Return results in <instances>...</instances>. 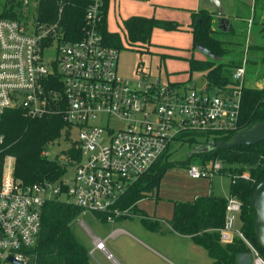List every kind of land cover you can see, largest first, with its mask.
I'll list each match as a JSON object with an SVG mask.
<instances>
[{
    "label": "built area",
    "instance_id": "2783aa9c",
    "mask_svg": "<svg viewBox=\"0 0 264 264\" xmlns=\"http://www.w3.org/2000/svg\"><path fill=\"white\" fill-rule=\"evenodd\" d=\"M19 1L24 9L30 7V0ZM102 8L103 0H90L84 34L77 42L64 41L57 26L39 24L35 18L6 19L0 10V115L14 109L31 118L60 114L69 130L77 129L80 154L77 161L62 160L74 171L70 185L62 179L25 185L14 177L15 159L5 158L0 264H29L28 251L37 244L42 208L48 201L64 196L65 202L83 211L132 217L118 211V203L183 134L231 133L238 127L244 65L235 69L233 85L217 90L121 76L120 51L106 46L100 33ZM51 51L56 55L47 63L45 54ZM222 169L218 162L207 168L192 165L186 174L191 180L210 181ZM240 211L241 203L229 198L225 225L218 230L220 243L241 240L251 264H264L239 229ZM96 251L119 264L103 241H94L90 255Z\"/></svg>",
    "mask_w": 264,
    "mask_h": 264
},
{
    "label": "trees",
    "instance_id": "16d2710c",
    "mask_svg": "<svg viewBox=\"0 0 264 264\" xmlns=\"http://www.w3.org/2000/svg\"><path fill=\"white\" fill-rule=\"evenodd\" d=\"M32 1V0H30ZM36 8L28 15L19 0H0L1 16L10 20L28 21L35 18L39 24L54 25L60 29L64 41L77 42L82 39L85 27V10L90 0H34ZM109 0H103L102 22L99 26L104 44L118 51L123 50L121 33L107 30ZM25 10V12H24ZM215 14L200 11L192 15V24L188 28L192 35V51L202 50L212 59L200 61L193 56L188 63L190 75L202 73L209 90L225 89L233 85V73L236 68L245 66V83L241 95V107L238 127L235 132L212 134H183L174 147L194 146L195 151L182 162H171V147L154 167L136 183L130 185L117 205V210H131L133 216L141 218L143 228L153 234L166 235L162 223L138 213L137 204L150 198L158 191L163 176L173 168L185 171L192 165L207 168L218 162L223 166L221 173L231 179L230 196L241 203L239 229L246 240L264 259V249L257 243L254 233L255 211L250 204L256 188L264 181V142L256 146L221 148L212 152L199 151L210 142L218 145L227 143L241 131L264 122V85L261 88L247 85L251 77V67L256 69L254 76L264 79V47H246L244 34L237 31L224 33L215 29ZM253 24L264 32V0H254ZM154 30L180 32L183 30L177 22L162 21L155 18L131 17L122 23V33L126 35L129 48H143L151 44ZM164 58V57H163ZM228 58V62H216ZM248 77V78H247ZM185 87L186 84H172ZM69 131L62 116L47 113L41 118H31L23 111L6 110L0 115V180L4 160L7 156L15 159L14 177L25 185L41 182H57L69 169L62 160L77 161L80 158L77 144L64 152L62 160H49L45 153L61 135ZM175 150H173L174 152ZM244 173L249 178H244ZM229 198L209 195L197 198L192 203L175 202L173 217L167 221L171 234L189 237L195 246L203 248L213 264H238L237 258L248 255L249 250L241 240L222 245L218 230L226 220V207ZM84 211L71 203L60 200L48 201L42 208V227L36 246L28 251L29 264H89L85 248L77 242L70 231V225ZM103 222L116 221L132 217H115L112 212L92 213Z\"/></svg>",
    "mask_w": 264,
    "mask_h": 264
},
{
    "label": "rangeland",
    "instance_id": "374dc122",
    "mask_svg": "<svg viewBox=\"0 0 264 264\" xmlns=\"http://www.w3.org/2000/svg\"><path fill=\"white\" fill-rule=\"evenodd\" d=\"M232 1L235 3V8L240 18V21L235 22L234 28L238 33L244 34L247 43L246 47H264V34H261L260 31L252 33L244 23L246 17L250 15L253 17V0ZM159 2L161 1L111 0L109 2L107 30L121 33L125 47L119 54V74L126 78L137 80L144 77L149 82L159 80L161 85L183 83L189 89L196 88L197 91H202L206 84L205 76L202 73L190 75L188 64L185 60L193 54L196 59L210 60L212 58L201 50L192 51V37L186 30L180 32L154 30L149 46L147 45L141 49L128 47L126 35L120 29L122 21L133 15L152 16L154 10L152 4ZM35 5L36 3L32 0L28 15L33 14ZM158 15L162 16L156 17L158 19L166 18V20H176L179 23H183L186 17V14H177L172 10L163 11L156 16ZM249 25L251 26L252 23ZM55 55V51L47 52L45 54L46 62L52 61ZM220 60L228 62V58L215 61L221 62ZM256 72V69L251 67L249 73L251 77L246 83L249 86L261 88L264 85V79H261V77L259 79L257 77L254 78ZM77 140V129H71L67 133L64 131L61 137L48 147L47 158L49 160L64 159V152L70 149V145H73ZM173 150L175 151L173 152ZM194 151V146L174 147L173 145L171 147L170 161L174 163L182 162ZM73 176L74 171L70 168L65 176L62 177V181L70 185ZM204 181L206 182L207 180L189 179L183 168L170 169L159 183L158 199L153 196V198L142 201L138 205V213H145L146 215L173 213L174 203L175 201H180L177 199L179 197L190 200L189 203H191L195 196L198 198L203 197L207 192L209 195L223 196L225 198L230 196L231 179L229 175L216 174L210 179L211 182L206 185L205 189L197 186L196 183ZM154 195H156V192ZM59 200L65 202L67 198L63 196ZM125 212L133 215L131 210ZM158 215V218H163ZM165 223L162 226L163 230L167 232L168 229ZM114 230L125 233H121L114 239L108 238ZM70 231L77 242L85 248L89 264H112L99 251L95 252L94 257L90 255L94 247V241L106 240L107 238L106 249L116 261L122 264H213L207 252L203 248L195 246L190 238L170 236L168 234L160 236L150 233L143 228L141 218L138 215L123 220L103 222L96 219L91 212L84 211L72 222ZM241 261L251 264L252 258L244 255L238 256L237 263L240 264Z\"/></svg>",
    "mask_w": 264,
    "mask_h": 264
},
{
    "label": "crops",
    "instance_id": "0c3cea01",
    "mask_svg": "<svg viewBox=\"0 0 264 264\" xmlns=\"http://www.w3.org/2000/svg\"><path fill=\"white\" fill-rule=\"evenodd\" d=\"M128 1V0H127ZM147 2H149V0H146ZM159 1H161V2H159V3H155V4H152V6L154 7V10H153V14H152V16H148V15H145V16H140V15H133V16H131V17H142V18H148V19H151V18H155V19H158V18H156V17H162L161 15H158V16H156L158 13H162L163 11L164 12H168V10H172V11H175L177 14H186V17L184 18V22L183 23H179V22H177L176 20H166V18L165 19H158V20H162V21H170V22H177V23H179L181 26H183V30L182 31H184V30H186L188 33H190L189 32V27L191 26V24H192V15L194 14V13H198V12H200V11H206V12H212V13H214V10L212 9V7L210 6V4H209V2H208V0H159ZM109 2H111V0H109ZM150 4V3H149ZM222 6H223V8H224V11H225V13H226V16L231 20V25L234 27V24H235V22L236 21H240V18H239V16H238V12H237V10H236V8H235V3L232 1V0H222ZM253 6H254V0H253ZM252 6V7H253ZM252 7H251V10H252ZM109 9V8H108ZM236 14V15H235ZM253 14V13H252ZM164 15V14H163ZM131 17H128L127 19H129V18H131ZM167 17V16H166ZM215 17V16H214ZM170 18V17H169ZM127 19H125V20H127ZM125 20H123L122 21V23L125 21ZM122 23H121V27H120V29H121V32H122ZM244 23L247 25V27H248V30H250L252 33H254L255 31H260V29L258 28V27H256V26H254V24H253V17H252V15H250L249 17H246V19L244 20ZM250 23H252V25L250 26L249 24ZM214 27L215 28H217V21H216V18L214 19ZM218 29V28H217ZM235 31H236V29H235ZM111 33H119V32H111ZM261 33V32H260ZM191 34V33H190ZM261 34H264V32H262ZM191 37H192V35H191ZM247 44V43H246ZM260 47V46H259ZM191 49H192V46H191ZM193 57H194V54L192 55ZM192 56H190V57H192ZM190 57H188V58H186V59H189ZM195 58V57H194ZM196 59V58H195ZM197 60H200V61H205L206 59H197ZM188 64V63H187ZM188 69H189V67H188ZM205 82H206V80H205ZM171 84H183V83H171ZM188 87V86H187ZM205 88H208L207 87V83L205 84V87H204V89ZM203 89V90H204ZM210 182L211 181H209V182H198V183H196L197 184V186H199V187H202L203 189H205V187H206V185L207 184H210ZM230 187H231V185H230ZM229 192H230V190H229ZM197 195H200V194H197ZM153 196L156 198V199H158V191L156 192V195H152L150 198H153ZM206 196H209V193L207 192L206 194H204V196L203 197H206ZM214 196H216V195H214ZM218 197H223V196H218ZM198 197H194V199H193V201L192 202H194L196 199H197ZM200 198V197H199ZM223 198H225V197H223ZM227 198H229V196L228 197H226V199ZM176 199V198H175ZM177 199H179L180 201H175V202H183V201H188L187 203H189V201L190 200H186V199H184V198H177ZM145 200V199H144ZM144 200H142V201H144ZM142 201H140L138 204H137V207H138V205L142 202ZM191 202V203H192ZM173 210H174V207H173ZM145 214V213H144ZM146 215V214H145ZM157 213H154L153 215H146L147 217H150V218H152V219H155V220H158V221H160L162 224H164L165 223V221L167 222V221H169V220H171V218L173 217V213H165V214H162V213H160L158 216L159 217H163V218H158L157 217ZM133 217V216H132ZM166 224V223H165ZM166 226H167V232H166V234H168V235H170V236H179V235H177V234H171V233H169V231H170V227H169V225H167L166 224ZM164 232H165V230H163ZM121 233H125V232H122V231H113L111 234H110V236H108V238H112V239H114V238H116L118 235H120ZM107 238V239H108ZM187 238H189V237H187ZM106 239V240H107ZM106 240H101V241H103L105 244H106ZM93 249H94V247H93ZM93 251V250H92ZM97 252V251H96ZM95 254V253H94ZM244 256H247V255H244ZM248 257V256H247ZM115 259V258H114ZM119 264H122L121 262H119V261H117ZM113 264V263H112ZM240 264H247L246 262H244V261H241V263Z\"/></svg>",
    "mask_w": 264,
    "mask_h": 264
},
{
    "label": "water",
    "instance_id": "95a60500",
    "mask_svg": "<svg viewBox=\"0 0 264 264\" xmlns=\"http://www.w3.org/2000/svg\"><path fill=\"white\" fill-rule=\"evenodd\" d=\"M208 2L214 10L218 30L224 33L235 31V28L231 25V20L226 16L222 6V0H208ZM263 142L264 122H260L248 130L236 133L227 143H219L216 145L210 142L208 145L199 149V151L207 153L221 148L256 146ZM250 204L255 211L254 233L257 238V243L264 249V181L256 188L253 197L250 199Z\"/></svg>",
    "mask_w": 264,
    "mask_h": 264
}]
</instances>
